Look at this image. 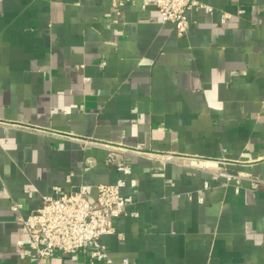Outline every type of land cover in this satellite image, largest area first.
<instances>
[{"label":"crops","instance_id":"obj_1","mask_svg":"<svg viewBox=\"0 0 264 264\" xmlns=\"http://www.w3.org/2000/svg\"><path fill=\"white\" fill-rule=\"evenodd\" d=\"M200 2L178 36L142 0H0V264H92L17 241L55 185L117 181L102 144L135 203L94 264H264V0Z\"/></svg>","mask_w":264,"mask_h":264},{"label":"built area","instance_id":"obj_2","mask_svg":"<svg viewBox=\"0 0 264 264\" xmlns=\"http://www.w3.org/2000/svg\"><path fill=\"white\" fill-rule=\"evenodd\" d=\"M112 3L121 11L127 0H112ZM150 3L156 4L164 21L174 23L178 36H185L188 32L187 11L195 6H204L200 0H142L144 7ZM84 142L95 143L89 140ZM102 145L109 148L106 164L114 165L120 173L115 183L99 184L95 200L89 198L87 185L69 191L55 185L52 194L43 196L41 206L29 218L21 217L26 237L21 236L17 245L28 254L34 252L38 263L51 257L55 251L68 255L87 248H90L92 264L112 261L100 238L105 234H116V218L135 203L132 194L122 192L128 176L133 172V166L128 162L117 161L116 154L122 149L121 146ZM221 176H226L227 182L235 180L236 184H240L245 178L242 174L219 172L214 175V179L217 180ZM70 179L71 175L68 176V180ZM248 179L251 180L253 187H258L259 180ZM209 184L210 182L206 181L205 187H209ZM27 193L32 195L33 191L28 189ZM12 207L19 210L21 204L15 202ZM132 215L138 216L139 212L134 210ZM125 262H129V259L125 258Z\"/></svg>","mask_w":264,"mask_h":264}]
</instances>
